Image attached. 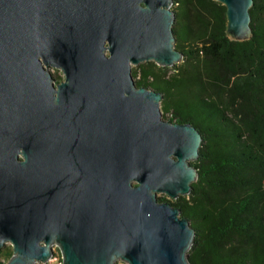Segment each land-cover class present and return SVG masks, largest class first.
I'll use <instances>...</instances> for the list:
<instances>
[{"label":"water","instance_id":"1","mask_svg":"<svg viewBox=\"0 0 264 264\" xmlns=\"http://www.w3.org/2000/svg\"><path fill=\"white\" fill-rule=\"evenodd\" d=\"M225 8L253 37L254 0ZM174 0H0V251L6 264H191L196 236L167 201L198 179L202 136L163 120L132 69L180 64ZM52 69L64 81L54 84ZM2 264V263H0Z\"/></svg>","mask_w":264,"mask_h":264},{"label":"trees","instance_id":"2","mask_svg":"<svg viewBox=\"0 0 264 264\" xmlns=\"http://www.w3.org/2000/svg\"><path fill=\"white\" fill-rule=\"evenodd\" d=\"M173 11L183 61L172 74L153 62L132 74L163 95V120L191 124L202 143L190 195L159 200L195 230L191 264H264V0H254L245 42L227 38L213 0H174Z\"/></svg>","mask_w":264,"mask_h":264},{"label":"rangeland","instance_id":"3","mask_svg":"<svg viewBox=\"0 0 264 264\" xmlns=\"http://www.w3.org/2000/svg\"><path fill=\"white\" fill-rule=\"evenodd\" d=\"M170 69H171L170 74L175 72V71H173V67L170 68ZM51 71H52V75H53L54 79L57 82H60V81H62L64 79V76H63L61 71L56 70V69H52ZM166 117L167 116H164L163 113H162V118L165 119ZM158 198H165V200L174 201V200L170 199L169 197H167L164 194H158ZM53 250H54L53 258L51 259V261L49 263H46V264H62V262H63L62 261V255H61V252H60L59 248L56 245H54L53 246ZM9 252L12 253V246L10 244H7L0 251V263L6 264L9 261L10 257L5 256L6 255L5 253H9ZM39 264H42V263H39ZM116 264H126V263H124L122 261H117Z\"/></svg>","mask_w":264,"mask_h":264},{"label":"flooded vegetation","instance_id":"4","mask_svg":"<svg viewBox=\"0 0 264 264\" xmlns=\"http://www.w3.org/2000/svg\"><path fill=\"white\" fill-rule=\"evenodd\" d=\"M57 70V69H56ZM60 71V70H59ZM52 72V71H51ZM63 74V73H62ZM64 76V75H63ZM52 77H53V75H52ZM53 79H54V77H53ZM64 81V79L62 80V81H60V82H57L55 79H54V84H55V86H57L58 84H60V83H62Z\"/></svg>","mask_w":264,"mask_h":264}]
</instances>
